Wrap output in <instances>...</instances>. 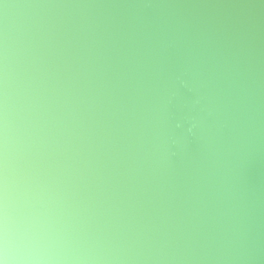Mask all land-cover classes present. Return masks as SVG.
Here are the masks:
<instances>
[{
  "label": "water",
  "instance_id": "1",
  "mask_svg": "<svg viewBox=\"0 0 264 264\" xmlns=\"http://www.w3.org/2000/svg\"><path fill=\"white\" fill-rule=\"evenodd\" d=\"M0 264H264V0H0Z\"/></svg>",
  "mask_w": 264,
  "mask_h": 264
}]
</instances>
